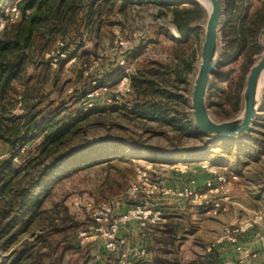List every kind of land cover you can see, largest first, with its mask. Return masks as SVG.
I'll list each match as a JSON object with an SVG mask.
<instances>
[{
	"label": "rangeland",
	"instance_id": "1",
	"mask_svg": "<svg viewBox=\"0 0 264 264\" xmlns=\"http://www.w3.org/2000/svg\"><path fill=\"white\" fill-rule=\"evenodd\" d=\"M16 1L1 4L4 15L9 14V8ZM184 1H178L179 7L195 3ZM263 2L250 0L248 12L253 13ZM169 15L165 9L152 4L127 5L122 9L119 2L105 5L100 14H94L86 29L84 48L92 55L82 77L76 73L77 59H71L58 69L57 47H53L43 53V60L50 59L48 68L38 61V66L28 65L14 81L8 98L9 114L21 116L27 112L30 125L41 123L49 113L61 107L72 119L80 114L87 115L78 124V132L70 138V153L85 164L68 170L64 163L53 177H42V190H38L39 187L33 190L39 191L37 206L31 213L33 218L16 230L14 243L8 252L0 250V258L9 255L13 248L31 246L35 250L40 247L41 264H122L120 253L123 248L111 251L106 247L109 240L104 234L107 221L95 214L98 206L103 201L117 198L121 201L119 208L142 204L159 207L169 216H185L181 204L175 207V202L166 204L164 200L155 203V198L159 197L156 191H143L136 196H128L126 192L137 174L143 171L156 185L158 180L183 185L185 168L190 161L198 164L200 155H205L211 163L214 161L206 167L209 173L214 169L225 175H235L236 180L243 177L242 181L248 183L245 189H248L249 199L257 203V209H264V84L251 132L238 138L217 140L204 134V138L197 139L187 135L189 129L180 130L182 123L187 121L186 116L191 118V89L200 59L206 17L186 31V38L177 32ZM0 23L4 21L0 19ZM120 38L127 41L125 46L120 44ZM259 44L262 52L255 57L254 63L264 53V31ZM221 45L219 36L217 63L210 78V83L212 79L216 80V87L210 90L209 84L206 99L210 116L216 121L234 119L241 114L248 74V70L243 71L241 58L218 66ZM192 53L195 59L187 75L183 62L189 61ZM132 77L138 83L132 82ZM184 77L185 82H182ZM142 79L151 80L152 84L142 85L139 82ZM239 84L242 87L237 93ZM118 85L123 88L122 95L114 100ZM153 87L166 91L170 97L154 93ZM147 101L164 106L169 118L175 117L174 126L142 118L137 109ZM33 104L36 106L32 109ZM211 111L216 113L212 115ZM18 126L23 129L22 125ZM20 137L12 147L0 141V159L7 157L9 150L19 155L11 159L14 168L21 165L28 150L34 148L40 138L29 131ZM23 139L29 141L19 147ZM118 140L122 141L119 147L113 144ZM129 225L140 228L136 222L123 224L117 235L121 236V227ZM140 230L141 234H146L144 229ZM124 237L129 245H136ZM30 260L27 258L24 263ZM131 260V264L138 263L134 257Z\"/></svg>",
	"mask_w": 264,
	"mask_h": 264
},
{
	"label": "trees",
	"instance_id": "2",
	"mask_svg": "<svg viewBox=\"0 0 264 264\" xmlns=\"http://www.w3.org/2000/svg\"><path fill=\"white\" fill-rule=\"evenodd\" d=\"M178 1L182 0H17L15 5L11 6L17 9V14L12 16L10 13L3 14L1 4L11 3L13 0H0V19L4 21L0 28V141L12 147L17 144L19 138H22L20 136L23 132H34L36 136H40L39 141L34 148L28 150L18 167H11V159L19 155L10 150L7 157L0 159L1 251L4 253L9 251L14 243L16 230L20 226H25L33 218L31 213L37 206L36 201L39 200V191L33 190L34 187L42 190L41 186L44 184L41 183L42 177H53L64 163L67 164L68 170L79 164H85L84 160H80L81 158L76 160L73 153H70L72 152L70 151V138L78 132L80 129L78 124L86 119L87 115L80 114L72 119L69 117L70 114H64L65 110L61 107L49 113L41 123L30 125L27 112L21 116L9 114L10 100L8 98L13 90L14 81L20 78L28 65L38 66V61L43 64L42 67L48 68L50 59L43 60V53H47L53 47H57L58 69L63 68L65 63L71 59H77L79 62L77 61L76 73L78 77H82L89 67V58L92 55V52L84 48L87 26L92 22L94 14H100L105 5L114 2H119L121 9L127 5L144 4H152L165 9L169 12L171 23L177 32L187 38L186 31L198 20L206 17V12L196 3L179 7ZM249 1H222L223 16L220 37L223 45L219 50L218 66L230 61L236 62L241 58L243 59V71L246 72L253 65L255 57L262 52L259 37L264 31V2L250 14L248 12ZM60 54H64V57L61 58ZM194 59L195 56L192 53L191 59L183 62L187 75L192 70ZM115 74L117 71L112 73L113 76ZM185 78L181 81L185 82ZM132 80L134 83L138 81L135 77H132ZM139 82L142 85L152 84V81L148 79H142ZM210 85V90L215 89L216 80L212 79ZM241 87L242 84H239L237 93ZM152 90L154 93L167 96L166 98L170 97L166 91L158 87H153ZM173 97L180 98L178 95H173ZM150 102H144L145 105L137 109L139 115L145 119L174 126L175 117L169 118L164 106ZM33 105L30 108H35L36 105ZM211 113L214 115L216 112L211 111ZM186 119L187 121L183 122L179 129L187 128L190 130L187 135L197 139L204 138L203 134L194 127L189 115ZM18 125H22L23 129L20 130ZM27 141L29 140L23 139L19 147L25 145ZM113 144L119 147L122 141L118 140ZM166 216L165 223L148 229L160 230L169 234L170 237L174 230L169 226L168 214ZM156 242L172 245L173 240L168 238V240L160 239ZM37 249L31 246L26 249L13 248L9 255H3L0 258V264H25L24 261L27 258L31 259V263L26 264H41L42 253L39 251L40 247Z\"/></svg>",
	"mask_w": 264,
	"mask_h": 264
},
{
	"label": "crops",
	"instance_id": "3",
	"mask_svg": "<svg viewBox=\"0 0 264 264\" xmlns=\"http://www.w3.org/2000/svg\"><path fill=\"white\" fill-rule=\"evenodd\" d=\"M198 158L201 164L190 161L188 167L185 168L183 185L166 180L157 181L158 186L162 188L156 190L159 197L155 198V203L163 200L166 204L175 202V207H180L181 204L186 213L185 216H169L167 213L169 226L174 230L172 235L169 237V234L160 230L145 229L144 238L141 237L140 228L129 225L130 227L120 228L121 236H126L132 243L145 247L154 258L153 264H234L239 255L235 249L236 245L254 254L247 260V264H264V228L252 226L245 229L238 236L236 243L231 242L229 235L224 231L229 225L242 223L253 210L257 209V203L249 199L248 189H245L248 188L246 186L248 183L242 181L243 177H239L229 185L233 203L227 212L218 216L208 215L193 201L172 194V191L182 188L199 189L207 180L213 178L209 169L202 167V162L205 161V165H208L214 164V161L209 162L205 155H200ZM165 188L168 191L166 194L163 191L166 190ZM124 208L123 205L114 212L117 214ZM168 238H172V245L156 242L160 239L168 240Z\"/></svg>",
	"mask_w": 264,
	"mask_h": 264
},
{
	"label": "built area",
	"instance_id": "4",
	"mask_svg": "<svg viewBox=\"0 0 264 264\" xmlns=\"http://www.w3.org/2000/svg\"><path fill=\"white\" fill-rule=\"evenodd\" d=\"M9 10L12 16L17 14V9L15 7L9 8ZM2 26L3 23H0V28ZM120 44L125 46L127 41L120 38ZM60 56H64V54H60ZM122 63L123 61L120 62V64ZM121 84H123V82L120 83V85ZM120 85H118L115 91L114 100H118L122 95L123 88ZM202 167H207V165L202 164ZM211 174L213 178L207 180L199 189L193 190L184 188L181 189V191H172V194L193 201L194 204L211 216H218L227 212L230 205L233 203L230 196L229 185L236 180V176L231 174L225 175L216 172L214 169H211ZM158 188L159 186L152 183L147 174L143 171L137 174L135 181L128 187L126 195L136 196L143 191L146 193H153L158 190ZM164 193H168V191L165 190ZM120 205L121 201L117 198H113L103 201L95 211V214L99 218H103L107 221L106 233H104L109 238L106 243L107 249L113 251L117 247H122L123 249L120 253V262L122 264H131L132 257H134L135 261L138 263L152 264L153 258L148 250L143 246L129 245L124 236L117 235L118 229L120 225L136 222L140 228L145 230L149 227L165 223L167 220L166 213L159 207L139 204L129 206L124 209V211L114 214L115 209L119 208ZM252 226L264 228V209L253 210L245 221L229 225L225 227L224 231L229 235L230 241L236 243L238 236L245 229ZM142 236H145V233L142 234ZM235 249L238 251L239 255L234 261V264H247V260L254 256L253 253L243 250L240 245H236Z\"/></svg>",
	"mask_w": 264,
	"mask_h": 264
},
{
	"label": "water",
	"instance_id": "5",
	"mask_svg": "<svg viewBox=\"0 0 264 264\" xmlns=\"http://www.w3.org/2000/svg\"><path fill=\"white\" fill-rule=\"evenodd\" d=\"M202 6L196 0H191ZM206 10L200 59L193 79L190 109L194 127L204 135L217 140L238 138L253 129L259 107L260 82L264 75V53L250 67L242 93L243 107L241 114L230 120L216 121L209 113L206 102L208 86L217 63L220 25L223 16L222 0H208ZM191 28L188 29L190 31Z\"/></svg>",
	"mask_w": 264,
	"mask_h": 264
},
{
	"label": "bare ground",
	"instance_id": "6",
	"mask_svg": "<svg viewBox=\"0 0 264 264\" xmlns=\"http://www.w3.org/2000/svg\"><path fill=\"white\" fill-rule=\"evenodd\" d=\"M198 3H200L206 10L209 9L210 7V2L208 0H196ZM264 84V75L262 77V80L260 82V88L262 87V85Z\"/></svg>",
	"mask_w": 264,
	"mask_h": 264
}]
</instances>
